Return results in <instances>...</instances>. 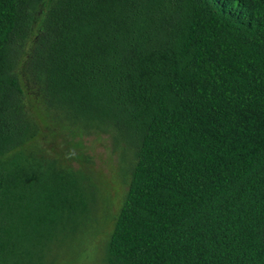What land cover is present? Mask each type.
<instances>
[{"label":"trees","instance_id":"obj_1","mask_svg":"<svg viewBox=\"0 0 264 264\" xmlns=\"http://www.w3.org/2000/svg\"><path fill=\"white\" fill-rule=\"evenodd\" d=\"M49 122L128 153L101 264H264V0H0V264L106 226Z\"/></svg>","mask_w":264,"mask_h":264},{"label":"rangeland","instance_id":"obj_2","mask_svg":"<svg viewBox=\"0 0 264 264\" xmlns=\"http://www.w3.org/2000/svg\"><path fill=\"white\" fill-rule=\"evenodd\" d=\"M41 123L46 125L47 121L42 118ZM48 124L51 125V131L46 132L47 134L43 131L39 144L48 148L66 146L65 152L72 157L71 161L75 167L78 166L77 160L82 155L88 160V169L92 170V175L96 174L103 184L102 192L108 196V215L103 220L106 224L104 229L100 231L96 224L90 232L84 231L82 237L77 236L66 249H61L62 255L59 256L58 264H101L102 240L109 226L110 216L119 206L122 191L125 188V176L122 174L127 164L128 153L117 151L113 155L104 135H85L79 131L77 135L72 136L71 129H58L59 135L55 138L53 125L51 122ZM98 212H100L99 216L97 215L99 223L102 216H100L101 211Z\"/></svg>","mask_w":264,"mask_h":264}]
</instances>
